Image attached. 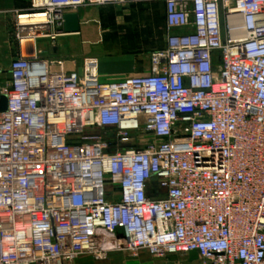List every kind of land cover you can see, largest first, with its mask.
Wrapping results in <instances>:
<instances>
[{
  "label": "built area",
  "instance_id": "obj_1",
  "mask_svg": "<svg viewBox=\"0 0 264 264\" xmlns=\"http://www.w3.org/2000/svg\"><path fill=\"white\" fill-rule=\"evenodd\" d=\"M143 1L164 6L147 74L102 82L91 59L51 70L29 49L77 7ZM13 26L0 264L142 250L264 264V0H28Z\"/></svg>",
  "mask_w": 264,
  "mask_h": 264
},
{
  "label": "crops",
  "instance_id": "obj_2",
  "mask_svg": "<svg viewBox=\"0 0 264 264\" xmlns=\"http://www.w3.org/2000/svg\"><path fill=\"white\" fill-rule=\"evenodd\" d=\"M123 5L126 4L77 7L72 12L78 14L79 31L65 32L66 34L58 36L54 42L43 38L46 39L47 44L38 42L41 39L39 38L29 46V49L42 62L50 63L51 70L58 69V65L51 61H61L65 71L81 73L84 60L91 59L95 64V74L102 82H114L133 75L147 74L149 72L148 56L145 57L137 51L126 50L123 46L126 45L125 40L142 35L143 31L147 30L149 9L153 6L146 2L142 4L144 9L142 20L135 17L136 11L133 6V8L123 9L119 7ZM154 6L161 10L164 26V6L160 2H154ZM27 7L28 0L20 1L16 5L13 0H0V22L4 26L9 14L13 19L15 10L21 11ZM89 23H92V26H89ZM130 29H134L132 36ZM47 45L50 47L49 52L46 51L47 48L43 49ZM117 47L119 49H116Z\"/></svg>",
  "mask_w": 264,
  "mask_h": 264
},
{
  "label": "rangeland",
  "instance_id": "obj_3",
  "mask_svg": "<svg viewBox=\"0 0 264 264\" xmlns=\"http://www.w3.org/2000/svg\"><path fill=\"white\" fill-rule=\"evenodd\" d=\"M20 1L26 0H13L15 5ZM145 2L150 3L151 6H153L149 9L147 30L143 31L142 35L134 36L129 40H125L126 45H124L123 48H126V50L129 51L140 52L143 56L147 57L153 50L159 49L164 46L165 30L162 23L161 10L155 8L154 2L152 1L130 3L119 7L123 9L133 6L134 10L136 11L135 17L141 18L143 20L144 9L142 4H144ZM121 13H124V11H121ZM125 14H127L126 11ZM13 20L14 18L12 19V16L9 14V16L6 17L4 26L3 23L0 22V94L4 93L5 90H8L10 88V62L17 58V53L19 52V45L14 36ZM91 24L92 23H89V26H92ZM130 30V35L132 36L134 29ZM45 40L46 39L41 38L38 40V42H44V44H47ZM45 48H47V52L50 51V47L48 45L47 47H43V49ZM116 49L119 48L117 47ZM96 133H101L106 139L111 140L115 138L116 132L114 128H95V134ZM148 138L149 136L140 133L138 134V136L134 135L126 145L141 148L143 146V141ZM64 264H200V260L196 259L194 261H188L187 257L181 253L158 256L142 250L137 253L112 252L109 254V256H107V258L98 260L94 259L91 255L85 254L79 256L73 261L64 262Z\"/></svg>",
  "mask_w": 264,
  "mask_h": 264
},
{
  "label": "water",
  "instance_id": "obj_4",
  "mask_svg": "<svg viewBox=\"0 0 264 264\" xmlns=\"http://www.w3.org/2000/svg\"><path fill=\"white\" fill-rule=\"evenodd\" d=\"M63 30L64 32H77L79 31V18L76 12H69L64 14L63 16ZM38 74V71H34L31 75ZM7 105V96L5 93L0 94V112L6 109ZM198 259V255L196 251H190L188 253V260L193 261Z\"/></svg>",
  "mask_w": 264,
  "mask_h": 264
},
{
  "label": "bare ground",
  "instance_id": "obj_5",
  "mask_svg": "<svg viewBox=\"0 0 264 264\" xmlns=\"http://www.w3.org/2000/svg\"><path fill=\"white\" fill-rule=\"evenodd\" d=\"M29 45V43L27 42V44H26V46H28ZM30 46V45H29Z\"/></svg>",
  "mask_w": 264,
  "mask_h": 264
}]
</instances>
